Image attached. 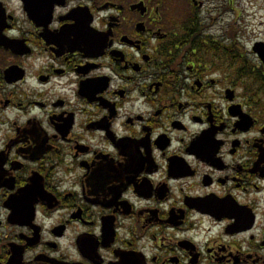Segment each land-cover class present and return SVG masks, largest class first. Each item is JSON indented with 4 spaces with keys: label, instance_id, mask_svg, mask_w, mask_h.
<instances>
[{
    "label": "flooded vegetation",
    "instance_id": "obj_1",
    "mask_svg": "<svg viewBox=\"0 0 264 264\" xmlns=\"http://www.w3.org/2000/svg\"><path fill=\"white\" fill-rule=\"evenodd\" d=\"M262 8L0 0V264H264Z\"/></svg>",
    "mask_w": 264,
    "mask_h": 264
},
{
    "label": "rangeland",
    "instance_id": "obj_2",
    "mask_svg": "<svg viewBox=\"0 0 264 264\" xmlns=\"http://www.w3.org/2000/svg\"><path fill=\"white\" fill-rule=\"evenodd\" d=\"M261 3L263 4L264 7V0H233V5L235 8V11L233 12V18H237L238 16L243 18V14L245 13L244 10L247 7L256 6L257 4H261ZM263 12H264V8H262V11H260V13Z\"/></svg>",
    "mask_w": 264,
    "mask_h": 264
},
{
    "label": "water",
    "instance_id": "obj_3",
    "mask_svg": "<svg viewBox=\"0 0 264 264\" xmlns=\"http://www.w3.org/2000/svg\"><path fill=\"white\" fill-rule=\"evenodd\" d=\"M260 53H262V51H261V49L260 50H258Z\"/></svg>",
    "mask_w": 264,
    "mask_h": 264
}]
</instances>
